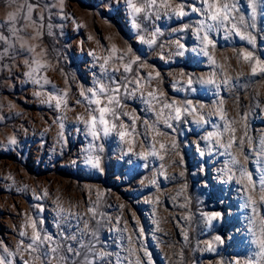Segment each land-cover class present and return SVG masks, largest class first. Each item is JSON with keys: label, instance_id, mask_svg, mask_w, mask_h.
<instances>
[{"label": "rangeland", "instance_id": "rangeland-1", "mask_svg": "<svg viewBox=\"0 0 264 264\" xmlns=\"http://www.w3.org/2000/svg\"><path fill=\"white\" fill-rule=\"evenodd\" d=\"M170 3L172 8L183 5L187 15L177 17L170 9L154 8L147 18H136L138 30L126 0H64L62 7L59 0H0V35L5 36L0 41V255L6 264H41L34 259L39 253L24 246L31 242L29 219L39 222L42 236L52 237L44 248L61 245L56 254H49L47 264H62L54 256L65 257L66 264H85V259L89 264H135L137 257L146 261L145 249L153 264H264L249 231L253 213L251 206L245 207L247 180L241 179L235 165L231 167L236 174L228 180L231 157L215 140L207 139L225 123L217 112L223 100L227 120L236 121L237 140L243 124L247 125L244 154L237 158L257 178L259 142L264 140V75L253 76L249 62L239 54L250 51L264 61V5H258L256 26L248 29L256 37L254 44L214 27L208 34L216 45L213 64L202 51L203 31L199 35L196 31L201 22L213 23L203 11L206 5L202 0ZM28 5L33 6L32 20L41 33L38 40L30 39L36 30L26 19ZM193 7L201 11L192 12ZM239 8L251 23L247 0H240ZM10 13L17 15L16 35L8 22ZM185 25L187 30L180 31ZM152 39L156 42L150 45L147 41ZM177 40L183 49L177 47ZM37 44L36 53L43 49L42 59L48 65H31L37 68L40 84L28 78L31 69L26 63L34 56L28 46ZM113 46L117 55L126 54L125 61L137 60L133 73H125L114 62L107 72L101 68ZM156 72L159 78L141 81L140 91L146 95L156 89L158 95L163 93L161 101L177 106L188 101L198 108L203 105L200 111L209 122L198 123L194 115L182 113L180 120H169L173 127L167 128L157 116L160 106L153 110L137 91L123 98L124 107L118 109L138 117L135 126L140 135L135 137L134 150L130 152L131 145L115 132L94 139L84 120L95 105L90 106L81 91L90 96L88 90L100 82L125 84L126 77L149 73L155 77ZM229 77L231 83L225 86L222 81ZM208 79L220 87L203 82ZM64 93L66 105L56 108L55 100L47 102L49 95ZM120 120L132 123L128 116ZM151 124L167 135L156 136ZM13 138L15 143H10ZM152 144L163 160L159 155L141 158L139 154L151 151ZM231 151L237 154L235 148ZM89 155L100 157V168L86 163ZM254 198L259 205L260 195ZM216 213L220 216L209 223ZM255 218L259 233L264 207H258ZM73 233L80 243L67 239ZM133 233L131 246L136 252L130 256L128 237ZM217 236L224 242L219 243ZM81 243L87 247L81 248ZM68 245L81 254L67 252Z\"/></svg>", "mask_w": 264, "mask_h": 264}, {"label": "snow or ice", "instance_id": "snow-or-ice-1", "mask_svg": "<svg viewBox=\"0 0 264 264\" xmlns=\"http://www.w3.org/2000/svg\"><path fill=\"white\" fill-rule=\"evenodd\" d=\"M203 4L206 5V7L203 9V11L207 14V19L211 20L212 24H205L204 22H201L199 27L197 28V35L200 34L201 31H203V36L201 37V42L203 43L204 47L202 51L204 52L205 56H208V58L211 60L213 64L216 63L214 56L211 54L214 52L216 45L213 42L212 39L209 38V33L213 31L214 27L217 29H223L227 34H235L238 36L241 40H246L249 44H254L256 37L253 36L248 29L251 27H255V21L257 18L258 13V5H264V0H247V6L251 8V23H248L245 19V15L240 13L239 3L240 0H233L232 3H229L228 0H202ZM59 3L61 7L63 6L64 0H59ZM126 3L128 7L132 11V17L133 22L136 23V27L139 30L140 29V23L137 22V17L140 15H143L145 18H147L150 14L151 9L163 7L166 9H170L172 14L177 17H184L187 15V13L184 11V6L181 4H177L175 8L171 7L170 0H160L158 3V0H140V3L137 4L136 0H126ZM192 12H199L200 9H197L196 7H193L191 9ZM32 12H33V6L28 5L27 6V16L26 19L29 21V24L36 30L35 35L30 37V39L38 40L40 38V30L39 26L36 25V23L32 20ZM235 13V15H233ZM157 16L159 13H155ZM17 21V15L15 13H10L8 15V22L12 25L11 31L13 35H16L17 29L15 27ZM230 25V27H228ZM187 25L180 28V31H186ZM51 34V33H49ZM155 35H159L157 32ZM143 40L144 38L141 37ZM0 41H5V36L0 35ZM150 45L154 44L156 41L155 39L147 41ZM25 43H27L25 41ZM177 47L180 49L184 48V45L180 43L179 40L176 41ZM23 47V45H21ZM211 46V48H209ZM39 47V44L37 45H29L28 51L33 53L34 56L31 61H27L26 63L29 64L30 71L27 73L28 78L35 84H40V79L35 78L37 73V68L41 67H47V62L43 61V57L46 55L45 51L41 49L39 53H36V48ZM118 49L113 46L112 48V55L106 56L103 58V63L101 64V68H104L105 72H107V66L110 64V62L119 63L120 66L123 67L125 73H133V64L137 63L136 59H128L127 61L124 60V56L126 54H119ZM131 51L130 49L128 50ZM95 55V53H93ZM177 55H183L182 52H178ZM243 56V59L247 62H249V67L251 74L253 76L257 75V73H260L261 75H264V61L260 59H256L252 52L246 51L242 54H239ZM163 58V57H161ZM97 59H100V57H97ZM35 64L37 68H32L31 65ZM115 71H119V68H114ZM181 75H184V73H181ZM160 76L159 72L155 73V77H153L152 73H149L147 77H141V76H135L134 79H128L125 78L126 83L121 84L118 81H113L111 84H105L100 82L98 84V87L95 89L88 90L90 92V96L86 94L84 91H81V96H83L86 100H88L89 105H95L94 108H89V119L84 120V123L89 127L90 133L94 139H100L101 133H103V136H108L115 132L119 136V138L122 141H125L126 143L130 144L131 147L129 148V151H133L135 148V137L140 135L136 130V120L138 117H136L134 114H130L127 112L118 111V109H122L124 107L123 104V98H126L128 96H134L136 95L137 91H140L144 87V84L141 83V81H145L147 83H151L153 79H158ZM111 79V78H110ZM45 82H47L45 78ZM204 83L215 85L217 88L220 87L219 84H216V81L213 79H208L206 81H203ZM135 84L136 87L134 89H129L127 87L128 84ZM222 83L225 86H229L231 83V78L225 79L222 81ZM188 87L191 88L193 84V79L191 75L188 76L187 80ZM37 95H41V93H37ZM163 93L160 92L159 95L157 94L156 89H152L151 91H148L145 95L143 91H140V96L142 99H145L146 102L149 104L150 107L153 108V110L156 109V106L159 105V112L157 113L158 119L163 118L164 124L167 128H172L173 125L168 123L169 120L175 119L180 120L182 113L188 114V115H194L196 117L198 123H205L207 124L209 121L205 119V116L200 111V108H203V105H200L199 108L194 106L191 101H188L183 106H177L175 102H167V101H161L160 96H162ZM67 93H64L63 96L60 95H49L47 98V102H51L55 100L56 108H60L61 104L64 103L67 104ZM224 101L221 100L219 102V105L217 106V112L219 113V118L222 121H225V123L222 125V130L217 132L209 133L207 139L208 140H215V143L218 147L222 148L224 150V154L227 156H230L231 159L229 161V167L227 168L228 180L231 181L233 179V176L236 174L233 172L232 165L238 166V171L241 179L247 180V186L245 187V192L249 193L246 198V204L245 207L251 206V212L253 213V217L250 218V223L252 227L249 229L252 237L254 239L252 240V243L257 245V247L260 249V254L264 256V219L260 221V231L257 232V222H256V214L258 212V207H264V140H260V158L261 162L257 169V178H253V172L249 171L248 169L244 168L243 165L240 164V160L237 158V155H243V148L244 144L246 142L245 138L248 136L247 132V125L243 124V135L237 140L236 132L237 129L234 126L236 124V121H229L226 118V112L223 108ZM168 110V112H165V110ZM98 113V114H97ZM174 113V116H173ZM128 116V118L132 121L131 125L126 124L123 120H120L121 116ZM81 119H84L81 117ZM246 120V117L242 118V121ZM119 121V123H117ZM149 127L152 129L153 132H155L156 136H166L167 133H163L160 130H158L155 126V124L149 125ZM61 128H63V125L61 124ZM128 137L129 139L126 140L125 138ZM63 138L61 134V139ZM157 143H160V149L166 150V146L164 143L156 141ZM250 142V140L248 141ZM10 143H15V139H11ZM173 148H175V144L172 145ZM233 148L236 149L237 154L234 155L231 151ZM102 150V149H101ZM141 158L147 159L149 155H159V158L161 160L164 159L163 155H160L155 150V144L151 145V151H144L139 154ZM245 160H247V157H245ZM86 163L90 164L92 167L100 168V157L98 155H89L86 159ZM163 167V165H161ZM167 178V177H166ZM153 184H155V181H153ZM249 188L251 191L249 192ZM255 194L260 195V204L257 205V202L254 198ZM158 202V201H157ZM63 208L60 209V212L63 213ZM91 211V209H90ZM220 216V213H216L213 216L209 217V223H211L212 220L218 218ZM94 218V217H93ZM38 221L29 219V223L26 225V227L30 226L32 229V235L30 237V243L24 245V242L22 241L21 244L24 245L28 251L39 253V255L35 256L34 259L41 261V264H47L49 254H56L58 252V249L61 245H57L50 248H44L43 246L46 243H49L52 241V237L48 235H41L40 230L38 229ZM159 230V229H157ZM123 231H127V229H124ZM140 234H143V229L141 228ZM22 236H27V232H22ZM92 235H95V232L92 233ZM135 233L130 235L128 237L129 241V247L127 251L129 252V255H135L136 250L131 246L133 244V236ZM83 236V233H81V237ZM67 239L70 240H77L76 235L70 234ZM216 240L219 243H223L224 241L221 239L220 236L216 237ZM77 243H80L79 240H77ZM81 248H86L87 246L83 243L80 244ZM7 251V249H5ZM67 252H74L75 255L79 256L81 253L74 249L73 246L68 245L66 248ZM100 256H104V253H100ZM144 256L147 258L146 261H142L140 257L136 258L135 264H153L152 258L150 254L147 253L146 249L144 250ZM61 260L62 264H66L65 257H55ZM0 264H6V258L3 255H0ZM8 264H11L9 261ZM27 264V262H26ZM79 264V262H77ZM85 264H89V262L85 259ZM129 264H132L131 261H129Z\"/></svg>", "mask_w": 264, "mask_h": 264}]
</instances>
